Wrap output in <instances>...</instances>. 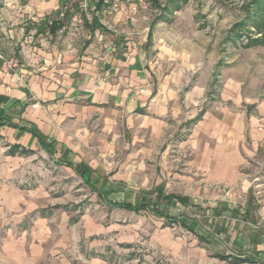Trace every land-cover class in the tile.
<instances>
[{"label": "crops", "instance_id": "1", "mask_svg": "<svg viewBox=\"0 0 264 264\" xmlns=\"http://www.w3.org/2000/svg\"><path fill=\"white\" fill-rule=\"evenodd\" d=\"M141 1L115 12L98 3L85 14L76 0H0V49L18 65L6 72L0 63L5 155L43 152L94 189V168L70 157L74 140H90L94 116L101 148L126 154L125 170L162 173L146 196L125 199L103 185L100 200L184 227L195 257L175 264H264V101L226 91L225 104L201 108L204 85L186 79L202 69L193 11L183 6L174 19L154 21ZM176 27L193 28L191 52L167 44H178ZM200 199L212 201L203 208ZM172 205L181 214L162 210Z\"/></svg>", "mask_w": 264, "mask_h": 264}, {"label": "rangeland", "instance_id": "2", "mask_svg": "<svg viewBox=\"0 0 264 264\" xmlns=\"http://www.w3.org/2000/svg\"><path fill=\"white\" fill-rule=\"evenodd\" d=\"M141 2L154 21L172 20V11L183 6L193 11L201 35L202 69L186 79L188 85H204L201 108L225 104L226 91L249 101H264V0ZM174 30L180 36L178 44H167L191 52L195 39L187 35L193 28ZM95 118L89 123L90 140L84 146H77L81 142L74 140L70 156L94 168L89 173L94 189L43 152L5 155V140H0V264H175L181 257H195L193 237L178 223L166 222L149 211L125 212L97 196L98 187L107 185L117 186L125 199H139L151 191L162 173L125 170L129 163L126 154L101 148L103 141L97 138L101 123ZM105 143L112 141L106 137ZM200 200L203 208L212 201ZM162 210L181 214L176 205ZM201 218L199 215L197 220ZM201 222L205 224V219ZM205 253L202 255L209 257L210 251Z\"/></svg>", "mask_w": 264, "mask_h": 264}, {"label": "built area", "instance_id": "3", "mask_svg": "<svg viewBox=\"0 0 264 264\" xmlns=\"http://www.w3.org/2000/svg\"><path fill=\"white\" fill-rule=\"evenodd\" d=\"M138 0H76L78 11L81 13H88L89 10L94 9L98 3H104L110 12L117 11L121 5H128L136 3ZM0 63L4 65V71L14 72L18 65L17 62L7 57L5 53L0 49ZM35 106V104L33 105Z\"/></svg>", "mask_w": 264, "mask_h": 264}, {"label": "trees", "instance_id": "4", "mask_svg": "<svg viewBox=\"0 0 264 264\" xmlns=\"http://www.w3.org/2000/svg\"><path fill=\"white\" fill-rule=\"evenodd\" d=\"M31 131H32L33 134L37 135L38 141H39V143L41 144V146H42L45 150H47L48 152H51V146H50L49 143H46V142H45L44 137L41 136L39 133H37L34 129H31ZM11 149H12V151H11V153H12V152H14L15 150L18 149V145H14ZM58 161H59V160L57 159V162H58ZM126 207H127V208H130L128 205H127ZM227 257H228V256H226V255H221V256H220V258H223V259H226Z\"/></svg>", "mask_w": 264, "mask_h": 264}]
</instances>
